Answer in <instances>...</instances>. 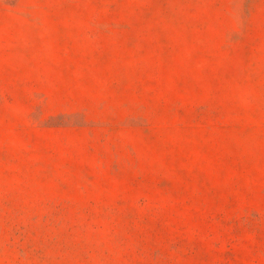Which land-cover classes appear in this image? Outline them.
<instances>
[{"label": "rangeland", "instance_id": "obj_1", "mask_svg": "<svg viewBox=\"0 0 264 264\" xmlns=\"http://www.w3.org/2000/svg\"><path fill=\"white\" fill-rule=\"evenodd\" d=\"M0 264H264V0H0Z\"/></svg>", "mask_w": 264, "mask_h": 264}]
</instances>
